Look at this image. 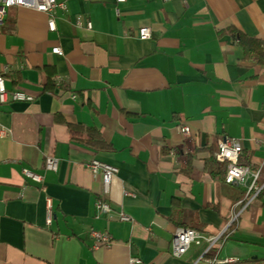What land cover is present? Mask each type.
<instances>
[{
  "label": "crops",
  "instance_id": "crops-1",
  "mask_svg": "<svg viewBox=\"0 0 264 264\" xmlns=\"http://www.w3.org/2000/svg\"><path fill=\"white\" fill-rule=\"evenodd\" d=\"M66 2L54 11L56 31L48 13L29 7L9 8L0 23L6 87L33 96L0 105L10 130L0 135V264H130L133 255L207 264V242L173 255L180 226L227 231L206 256L264 264V64L221 33L234 26L264 41V0ZM142 26L151 38L139 37ZM72 124L97 127L108 146L73 140ZM225 136L240 141V162L258 172L262 190L244 209L246 188L205 168ZM92 159L119 168L108 192L102 173L86 166ZM98 199L131 219L97 217ZM93 230L113 244L94 247Z\"/></svg>",
  "mask_w": 264,
  "mask_h": 264
},
{
  "label": "built area",
  "instance_id": "built-area-1",
  "mask_svg": "<svg viewBox=\"0 0 264 264\" xmlns=\"http://www.w3.org/2000/svg\"><path fill=\"white\" fill-rule=\"evenodd\" d=\"M119 2H125L126 0H118ZM170 1V0H165ZM11 7H29L39 11H43L49 14L48 26L52 31L57 30L54 11L57 8L66 9V0H0V23L4 22V19L8 13V9ZM78 25H83V21L79 20ZM88 28L92 27L91 22L86 23ZM152 36V29L149 26H142L139 28V37L141 39H149ZM54 53L63 54V50L60 46L53 48ZM9 98L13 100H32L33 96L25 93L21 90H8L5 84L4 75L0 73V105L7 102ZM178 130L188 136L191 134V127L187 124H180L177 126ZM10 133V130L0 125V135L5 136ZM243 151V147L239 140L232 137H222L218 140L217 149L215 151V158L217 161L226 163V173L224 180L229 184L243 185L246 188V196L240 200L237 204L245 205L243 209L248 206L261 192L262 188L257 184L258 172L252 171L250 166L244 165L240 162V157ZM86 166L91 171L98 175L100 172L103 175V182L105 191L108 192L109 185L112 177L119 172V168L116 165L101 161L99 159H92ZM46 167L50 170H57L59 167L58 159L53 157H47ZM26 175L34 178L37 181H41V175L35 173L30 169H24ZM249 179H252L249 181ZM96 215L107 216L109 218L116 217L120 220L129 221L131 217L124 212L113 213V209L110 203L105 199H98L95 202ZM240 214L234 213L235 218ZM52 220V212L49 210L48 222ZM92 235L95 239L94 247H109L113 244L114 239L111 234L106 232H100L97 230L92 231ZM228 237L227 231H223L219 235L207 236L200 230L180 226L176 229L173 240V255L181 257L189 248L193 245H201L207 242V249L205 251L204 260L207 264H236L239 262L238 257L226 256L221 258L218 256L219 250L225 244ZM218 247V252L214 256H206L213 247ZM130 264H145L141 257L133 255L130 257Z\"/></svg>",
  "mask_w": 264,
  "mask_h": 264
},
{
  "label": "trees",
  "instance_id": "trees-1",
  "mask_svg": "<svg viewBox=\"0 0 264 264\" xmlns=\"http://www.w3.org/2000/svg\"><path fill=\"white\" fill-rule=\"evenodd\" d=\"M222 34L229 33L243 49V57L251 62L264 64V41L257 37L249 36L234 26H230L221 30ZM50 77V76H49ZM52 83H48L50 87ZM72 139L94 147H107L108 144L104 141L100 130L94 126H85L82 124L71 125ZM205 168L211 173H219L225 177L226 163L216 160L215 156H211L206 160ZM176 213V209H175ZM174 217V216H173ZM237 264H244L238 262Z\"/></svg>",
  "mask_w": 264,
  "mask_h": 264
},
{
  "label": "rangeland",
  "instance_id": "rangeland-1",
  "mask_svg": "<svg viewBox=\"0 0 264 264\" xmlns=\"http://www.w3.org/2000/svg\"><path fill=\"white\" fill-rule=\"evenodd\" d=\"M243 188V187H242Z\"/></svg>",
  "mask_w": 264,
  "mask_h": 264
}]
</instances>
